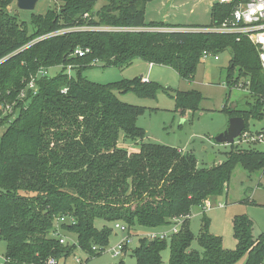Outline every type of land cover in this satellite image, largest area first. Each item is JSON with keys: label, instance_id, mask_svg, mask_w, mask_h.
<instances>
[{"label": "trees", "instance_id": "trees-1", "mask_svg": "<svg viewBox=\"0 0 264 264\" xmlns=\"http://www.w3.org/2000/svg\"><path fill=\"white\" fill-rule=\"evenodd\" d=\"M53 1L60 3L57 10L31 15L30 33L8 12L15 0H0V128L6 126L0 137L2 264H47L49 258L65 264L75 251L85 254L86 262L104 251L112 233L106 226L96 228L95 221L120 222L130 230L169 227L174 219L181 220L179 230L167 239H139L131 253L136 264H162L167 248V264H235L243 257L244 264H264V229L255 238L246 215L232 218V250L210 234L204 212L197 236L188 222L192 207L222 195L236 165L250 173L264 171V151L231 148L224 162L200 168L192 153L143 143L145 131L136 122L148 109L117 96L155 99L161 89L170 96V88L138 77L98 84L82 76L98 64L122 70L137 59L191 81L203 52L216 56L230 49L226 86L235 88L242 80L250 100L245 110L223 106L222 112L242 118L247 131L250 120L264 119L258 51L245 35L209 31L230 20L234 5L213 4L207 26H181L145 22L151 0H104L98 11L96 0ZM96 27L141 30L91 29ZM78 49L88 52L78 57ZM56 67L61 69L53 76L39 75ZM31 81L36 90L27 88ZM174 101L175 112H196L202 96L176 91ZM8 104L18 112L11 121L2 111ZM120 139L134 151L119 147ZM59 223L75 244L63 246L50 237ZM193 241L199 251L191 248Z\"/></svg>", "mask_w": 264, "mask_h": 264}, {"label": "rangeland", "instance_id": "rangeland-1", "mask_svg": "<svg viewBox=\"0 0 264 264\" xmlns=\"http://www.w3.org/2000/svg\"><path fill=\"white\" fill-rule=\"evenodd\" d=\"M105 5L104 0H96L94 11H98ZM60 3L53 0H40L32 12L21 11L16 7L14 2L8 7V12L17 16L20 22H25L28 32L34 30L30 24V17L34 15H43L48 9L57 10ZM212 2L209 0H151L145 6V22H165L172 25L181 26H207L210 23V10ZM108 28V27H106ZM166 30V29H165ZM105 31V30H103ZM162 31V30H161ZM202 58L193 80H182L169 67L160 65H146L141 60H133L132 63L123 71L116 68L101 67L100 64L82 72V76L87 80L106 84L123 79H133L144 74V79L155 82L161 87L167 86L174 90L168 96L164 90H159L155 99L139 98L132 93L118 94L121 102L145 106L147 109L154 108L155 111L146 110L137 118V126L145 131L143 143H155L169 147H178L185 150L184 153H192L197 160L200 168H208L212 165H218L225 161L226 155L230 149H256L264 151V139L262 142L255 140L252 132L264 128V119L261 121L250 120L248 122L249 133L246 138H239L232 145L216 143L215 137L225 131L229 124L228 116L222 112L223 106L227 108H236L245 110L246 102L250 100L248 88L243 86L242 80L237 87L229 89L225 83L226 69L231 59L230 49L216 55ZM60 67L48 69L39 72V75L53 76L60 70ZM70 67L66 72L70 73ZM236 74V70H235ZM27 88L36 90L31 81ZM177 90L200 92L202 101L200 110L196 112L186 111V116L181 117L174 110V97ZM172 95V96H171ZM24 93H21V98ZM3 114L10 117L9 121L17 115V110H13L11 105L2 107ZM10 115V116H9ZM183 115V114H181ZM6 126L0 128V137ZM246 132V130L244 131ZM244 135V133H243ZM119 140V147L135 148L129 142L122 143ZM134 150V149H133ZM131 152V151H130ZM182 153V152H181ZM182 153V154H184ZM214 156L215 159H210ZM210 208L202 211L203 207L194 206L191 208V219L189 222L190 230L197 236L201 230V213L209 219V232L212 235L222 238V245L225 249L232 250L235 248L236 241L232 235V218L238 215H246L253 222V236L256 238L264 228V171L248 172L240 165H236L230 176V180L225 187L221 196L212 198ZM204 210V209H203ZM67 223L68 220H63ZM61 223V222H60ZM60 223L55 225L51 233L52 238L64 239V245H73L75 238L70 233L60 228ZM121 224L120 222H117ZM115 224L95 221V227L100 229L106 226L112 230L108 245L104 251L93 258H90L85 264H118L123 261L124 264H136L135 259L131 256L138 244L139 239L150 240L147 235L151 233H161L171 230L169 227H160L148 229L135 227L126 231L115 229ZM123 225V224H121ZM175 225V224H173ZM127 237V242L123 245L126 250L118 257H112V249L116 247L121 239ZM169 237V236H168ZM167 237V238H168ZM166 238V239H167ZM63 245V246H64ZM191 248L200 250L196 241H193ZM5 244L0 243V264L4 262ZM169 249L161 253L162 264L168 263ZM85 261L87 256L79 251L65 262V264H74L75 259ZM245 257L238 260L235 264H244Z\"/></svg>", "mask_w": 264, "mask_h": 264}, {"label": "built area", "instance_id": "built-area-1", "mask_svg": "<svg viewBox=\"0 0 264 264\" xmlns=\"http://www.w3.org/2000/svg\"><path fill=\"white\" fill-rule=\"evenodd\" d=\"M212 4L219 3V4H232L234 5V10L232 11L230 20H225L221 25L217 27H213L209 29V31L218 32V33H237L242 34L247 37L252 45H254L258 51L259 59L261 62V66L264 71V0H209ZM84 17H87L85 15ZM88 28H80L78 30H86ZM93 30H100V31H139L141 29L137 28H106V27H96L91 28ZM76 30V29H75ZM150 30V29H144ZM156 30V29H152ZM160 30V29H159ZM64 32V31H62ZM59 34V33H54ZM87 50L78 49L74 52L75 55L78 57H82ZM211 54L208 52L202 53V58H206ZM214 60H217V57H214ZM143 81H147L146 79H142ZM64 89L62 92H65ZM262 114L264 115V101L262 105ZM244 133V135H243ZM239 138H246L249 134L247 131L243 132ZM255 136V140L262 142L264 139V128L252 132ZM238 138V139H239ZM202 207L204 210H208L210 208V201L207 199L202 203ZM171 230L161 232V233H151L147 235L150 240L154 239H166L169 235L175 234L179 230V225L181 220L174 219ZM115 229L120 231H126L127 228L124 225L119 223H115ZM59 244L64 245V239L57 238ZM127 237L121 239L120 242L116 245L114 249H112V257L121 256L123 253V245L127 242ZM75 244V243H74ZM93 251H97L95 247L92 248ZM4 260V259H3ZM47 264H57V261L54 258H49ZM74 264H85V261L81 259H75ZM263 264V263H261Z\"/></svg>", "mask_w": 264, "mask_h": 264}, {"label": "water", "instance_id": "water-1", "mask_svg": "<svg viewBox=\"0 0 264 264\" xmlns=\"http://www.w3.org/2000/svg\"><path fill=\"white\" fill-rule=\"evenodd\" d=\"M39 1L40 0H15V3L19 10L32 12ZM244 128L245 124L242 118L232 117L229 119L227 129L215 137V142L232 145L234 140L240 137L241 133L244 131ZM214 158V156L210 157V159Z\"/></svg>", "mask_w": 264, "mask_h": 264}, {"label": "crops", "instance_id": "crops-1", "mask_svg": "<svg viewBox=\"0 0 264 264\" xmlns=\"http://www.w3.org/2000/svg\"><path fill=\"white\" fill-rule=\"evenodd\" d=\"M213 5V4H212ZM202 59V58H201ZM146 65H148V66H151V65H153V66H155L154 64H149V63H146V62H144ZM129 68V67H128ZM126 69V68H125ZM125 69H122L121 71H123V70H125ZM134 78H136V77H134ZM138 78H141V79H144V74H141ZM147 81H149V80H147ZM149 82H152V81H149ZM166 88H169L168 86L166 87ZM174 90H171V91H169L170 93H172ZM177 91H180V90H177ZM182 91V90H181ZM172 96V95H171ZM174 105H175V103H174ZM143 107H145V106H143ZM146 108V107H145ZM147 109V108H146ZM154 108H149L148 109V111H152ZM156 109H154V111H155ZM180 116L181 117H185L186 116V112L183 114V115H181L180 114ZM245 129V128H244ZM249 129V128H248ZM245 131V130H244ZM243 131V132H244ZM224 132V131H223ZM242 132V133H243ZM241 133V134H242ZM221 134V133H220ZM241 136V135H240ZM239 138V137H238ZM237 138V139H238ZM237 139H235V140H237ZM234 140V141H235ZM120 141H121V139H120ZM124 145H126L125 143H123ZM119 145V144H118ZM125 148H127V150L128 151H134L133 149L134 148H131V147H128V145H126V146H124ZM174 148H176V149H178L180 152H182V153H184L185 152V150L184 149H182V148H178V147H174ZM184 151V152H183ZM215 159V158H214ZM202 211H205V210H203V208H202ZM202 214V213H201ZM190 219H191V212H190V215L188 216V221L190 222ZM264 229V228H263Z\"/></svg>", "mask_w": 264, "mask_h": 264}]
</instances>
